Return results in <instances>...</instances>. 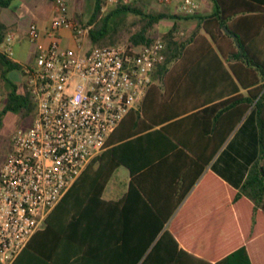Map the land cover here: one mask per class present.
<instances>
[{"label":"trees","instance_id":"obj_1","mask_svg":"<svg viewBox=\"0 0 264 264\" xmlns=\"http://www.w3.org/2000/svg\"><path fill=\"white\" fill-rule=\"evenodd\" d=\"M10 1L0 0V5H9ZM212 1L215 9L210 14L180 15L150 11L137 5V0L119 4L102 14L104 0H94L93 12L86 22L95 24L90 33L92 46L113 45L119 43L120 31L126 25L127 17L134 14L139 17L134 23L139 27L128 40L135 45H148L155 39L150 31L163 19H196L194 28L183 36L177 37L174 33L179 29V23L164 33L166 60L158 68L155 78L159 76L164 80L168 66L174 64L183 67L175 71L174 79L184 76L186 83L191 85L188 92L192 96L203 94L201 91L204 89L200 88L203 82L213 80L217 83L214 88L207 89L212 96L204 99L203 104L177 108L176 101H167L154 115L149 109L153 104L157 105L158 97H163V101L166 98L156 85L152 86L140 109L125 116L110 135L105 149L91 160L58 203L64 202L78 186L94 194L91 210H101L103 214L94 218L88 229L92 238L88 239L107 244L94 250L107 251L104 254L117 264H213L190 247L182 246L180 236L165 226L253 103L258 116L261 152L250 164L237 197L246 194L254 200L255 211L259 206L264 210V0ZM225 28L237 39L224 31ZM202 29L210 39L199 35ZM8 32V27L0 21V43ZM0 65L5 68L2 73L4 80L13 89L10 95L14 97L10 98L9 106L26 105L33 112L35 105L30 93L26 89L19 92L17 85L6 76L9 70L20 69V65L2 52ZM241 89H247L248 94H243ZM220 98L225 99L214 101ZM186 123L194 127L187 129ZM158 125L161 127H154ZM180 127L189 136L201 128L212 132L208 142L215 143L214 149L209 154L196 149L177 133L176 129ZM171 157H176L177 165L165 167ZM120 166L130 171L129 188L119 200H105L102 198L104 186ZM215 264L251 262L247 248L242 246Z\"/></svg>","mask_w":264,"mask_h":264},{"label":"built area","instance_id":"obj_2","mask_svg":"<svg viewBox=\"0 0 264 264\" xmlns=\"http://www.w3.org/2000/svg\"><path fill=\"white\" fill-rule=\"evenodd\" d=\"M69 0H54L55 16L45 31L30 24L28 37L37 46L33 65H25V87L35 104L33 123L13 136L12 151L0 172V264H13L50 211L106 147L125 116L137 110L166 60V43H116L92 46L94 23L69 15ZM134 0H104L101 13ZM170 4L174 0H158ZM197 0H180L188 15ZM62 30L76 45H65ZM175 36L185 35L178 29ZM18 33L9 31L0 52L13 56Z\"/></svg>","mask_w":264,"mask_h":264},{"label":"crops","instance_id":"obj_3","mask_svg":"<svg viewBox=\"0 0 264 264\" xmlns=\"http://www.w3.org/2000/svg\"><path fill=\"white\" fill-rule=\"evenodd\" d=\"M68 2L69 15L76 19L82 16L84 18V7L79 8L78 4L75 6V0ZM179 2L180 0H174L170 4H162L158 0H137V5L150 11L182 15L178 10ZM197 2L199 9L196 13L200 15L210 14L215 9L212 0H197ZM55 14L54 0H11L9 5H0V21L8 27V31H15L19 35L13 45L11 59L21 68L9 70L6 74L7 78L17 85L19 92L23 93L26 89L22 67L33 65L37 54L36 44L28 37V28L30 24L36 23L42 31H45ZM80 21L84 22L85 19L80 18ZM162 21L165 22L164 27L161 28L164 33L175 23L182 25L179 29H184L186 33L187 30L193 29L197 22L196 19L174 18ZM224 31L237 39L226 28ZM199 35L210 39L204 29L200 30ZM60 36L65 45L71 47L76 45L70 31L62 30ZM1 44L2 42L0 47ZM179 68L181 70L183 67L174 64L168 66L164 80L159 76L155 78L158 69L154 72L150 88L156 85L166 100L163 101V97L157 98V105L155 103L149 109L152 115L157 114L162 104L167 101H176L177 108L189 107L190 104L201 105L204 99L212 96L207 89L217 86L215 81L203 82L200 85V88L204 89L201 91L203 94L192 96L188 92V86L191 85L186 83L184 76L181 79H174L175 71H179ZM4 70L5 68L0 65L1 84L6 82L2 76ZM241 92L248 94L247 89H241ZM225 98L214 101L219 102ZM143 100L137 110L140 109ZM254 104L212 156L165 226L180 236L182 246L190 247L198 256L211 260L213 264L242 246L247 248L251 264H264V210L259 206L255 211L254 200L246 194L237 197L246 180L250 164L261 152L258 116ZM186 124L187 129L194 127L191 123ZM154 127L160 128L161 125ZM176 130L203 153L209 154L215 147V143L208 142V138L212 136V132L208 130L204 131L201 128L198 133L190 136L182 131V127ZM175 158L171 157L165 167H175L178 163ZM159 173L160 171L156 175ZM130 180L128 168L125 166L116 168L104 186L102 198L119 200L127 192ZM93 195L82 186L76 187V191H72L64 202L57 204L50 211L45 225L36 232L13 264H117L110 256L104 254L107 251L94 250L107 244L88 239L92 238L88 229L95 221L94 218L102 217L103 214L101 210L100 212L91 210Z\"/></svg>","mask_w":264,"mask_h":264},{"label":"rangeland","instance_id":"obj_4","mask_svg":"<svg viewBox=\"0 0 264 264\" xmlns=\"http://www.w3.org/2000/svg\"><path fill=\"white\" fill-rule=\"evenodd\" d=\"M75 3V6H77V4L80 5L79 8L84 7V18L83 16L80 18L81 20L85 19V21L81 22L79 17L78 19H75L81 23H86L93 12L94 0H75ZM151 11L157 12V10ZM138 18L139 17L134 14H131L127 17L125 23L126 25H124L120 31L119 43L129 42L128 38L130 34L139 27L138 23L137 25L134 24L137 22ZM163 23L165 22L160 21L154 25L153 29L150 31V35L152 37L156 38L158 36L164 35V32L161 29L164 27ZM179 28H182V25H180ZM12 91L13 89L8 86L6 82H2V84L0 82V172L6 158L12 151L13 136L19 130L29 128L33 123L35 114V108L33 112H30L28 110V106L26 105L22 107L9 106L8 102L10 98L14 97L10 95ZM13 103H16V100H13Z\"/></svg>","mask_w":264,"mask_h":264}]
</instances>
